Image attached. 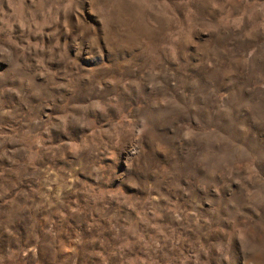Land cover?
<instances>
[{
  "label": "rangeland",
  "instance_id": "obj_1",
  "mask_svg": "<svg viewBox=\"0 0 264 264\" xmlns=\"http://www.w3.org/2000/svg\"><path fill=\"white\" fill-rule=\"evenodd\" d=\"M0 264H264V0H0Z\"/></svg>",
  "mask_w": 264,
  "mask_h": 264
}]
</instances>
